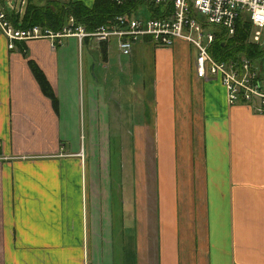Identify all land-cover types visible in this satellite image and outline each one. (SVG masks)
I'll use <instances>...</instances> for the list:
<instances>
[{
  "label": "crops",
  "instance_id": "1",
  "mask_svg": "<svg viewBox=\"0 0 264 264\" xmlns=\"http://www.w3.org/2000/svg\"><path fill=\"white\" fill-rule=\"evenodd\" d=\"M7 43L0 264H264V116L196 77L191 45Z\"/></svg>",
  "mask_w": 264,
  "mask_h": 264
},
{
  "label": "built area",
  "instance_id": "2",
  "mask_svg": "<svg viewBox=\"0 0 264 264\" xmlns=\"http://www.w3.org/2000/svg\"><path fill=\"white\" fill-rule=\"evenodd\" d=\"M108 1L116 5L131 3L132 7L91 30L76 23L71 15L66 16L57 31L38 25L17 28L11 25L4 12H0V33L6 38L8 48L12 47L13 40L45 38L52 44L67 36H73L77 41L84 38L108 41L115 37L121 55H128L131 43L143 38L156 47H168L172 41L180 40L191 45L194 51L192 67L196 77L217 80L224 88L228 104L246 103L264 116V78L258 61L241 53L226 60L215 59L210 54L215 38H229L237 27L245 30V25L248 27L244 42L264 48L260 42L264 29V0ZM137 5L144 7L145 17L140 16L143 9L136 8Z\"/></svg>",
  "mask_w": 264,
  "mask_h": 264
},
{
  "label": "trees",
  "instance_id": "3",
  "mask_svg": "<svg viewBox=\"0 0 264 264\" xmlns=\"http://www.w3.org/2000/svg\"><path fill=\"white\" fill-rule=\"evenodd\" d=\"M130 7H132L131 3L116 5L108 0H92L90 6L84 5L80 1L51 4V7L27 3L20 17L18 13L8 11L6 8L4 14L11 25L17 28L38 25L57 31L64 24L66 16L71 15L76 23L82 24L86 30H91L95 26L103 24L107 18L126 12ZM246 27L248 26H244L245 30L237 27L229 38H215L211 43L210 54L215 59L226 60L241 53L249 59L258 61L261 75L264 78V48L244 42L247 37ZM34 74L38 77L41 88L46 91V84L39 73L35 70Z\"/></svg>",
  "mask_w": 264,
  "mask_h": 264
},
{
  "label": "rangeland",
  "instance_id": "4",
  "mask_svg": "<svg viewBox=\"0 0 264 264\" xmlns=\"http://www.w3.org/2000/svg\"><path fill=\"white\" fill-rule=\"evenodd\" d=\"M8 0H5L4 2H3V5H7L8 4V2H7ZM9 1H11V4L12 5H15V8H18V6L20 7V12H22L23 10H24V6H25V1H23V4L22 3H20V0H9ZM44 1V2H43ZM69 0H67V2H68ZM85 1H87V0H85ZM66 1H64V0H40V2L38 1V2H34V0H33V4L35 3V5L36 4H39V5H42V4H44V5H46V6H49L50 4H53V5H55V4H58V3H67ZM32 3V2H31ZM6 7V6H5ZM136 8H142L143 10H142V14H140V16H142V17H145L146 16V14H145V9H144V7L142 6V5H137L136 6ZM135 16L136 17H138L139 16V14H137V13H135ZM262 40V41H261ZM108 42H109V45H112V47H114L113 45H115V42H116V38L115 37H110L109 38V40H108ZM260 42L262 43V45L264 46V29H262L261 30V34H260ZM121 58V57H120Z\"/></svg>",
  "mask_w": 264,
  "mask_h": 264
}]
</instances>
